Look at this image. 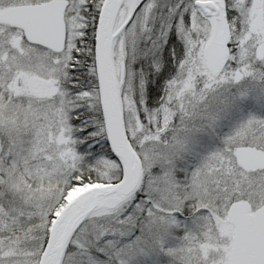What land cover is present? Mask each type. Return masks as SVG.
<instances>
[{
    "label": "snow or ice",
    "instance_id": "snow-or-ice-1",
    "mask_svg": "<svg viewBox=\"0 0 264 264\" xmlns=\"http://www.w3.org/2000/svg\"><path fill=\"white\" fill-rule=\"evenodd\" d=\"M0 264H264V0H0Z\"/></svg>",
    "mask_w": 264,
    "mask_h": 264
}]
</instances>
